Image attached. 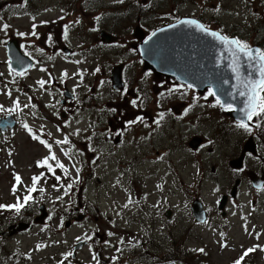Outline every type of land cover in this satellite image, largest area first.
Returning <instances> with one entry per match:
<instances>
[{"label":"rangeland","instance_id":"1","mask_svg":"<svg viewBox=\"0 0 264 264\" xmlns=\"http://www.w3.org/2000/svg\"><path fill=\"white\" fill-rule=\"evenodd\" d=\"M87 1L0 0V18H2L0 29L4 23L10 25L7 32L0 30V73H3L0 76V105L5 109L12 108L13 101L19 98L20 110L13 112L12 115H15V120L18 118L17 120L21 122L14 132L8 135L0 134V205L8 204L14 201L18 194L26 193L24 189L31 185L32 177L43 172L45 178L41 179L37 188H43L44 192L36 191L31 195L37 196L38 201L42 203L46 202L51 211V219L45 225H38L31 232L22 233L15 238L1 234L6 220L11 221L12 217L0 212V264H59L60 261L64 264H76L70 259L71 256L67 257L68 261L65 257L67 253L75 252V246L80 240L90 242L88 246L78 251V255L75 252L77 260L84 264H96L92 256L98 255L99 252L101 253L99 264H120L119 260L132 255L137 256L138 253L129 252L133 240L136 241L137 250L142 248L141 243H146L143 247L146 249L149 244L147 256H151L150 259L148 258L150 264H162L165 261L164 254L153 250L159 249L163 244L170 246V243L164 241L167 236L178 241L181 236L189 237L185 246L194 250L207 243L210 258H203L202 260L208 261L203 264H234V261L243 254L240 249L246 248L247 239L249 243L257 244L256 242L259 241L256 253L245 264H264V250L260 247L264 242L262 212L257 211L253 214L248 208L238 209L236 204L232 205V219L228 230L236 240L230 237L225 241L227 247L223 250L220 249L219 244H216L220 241L218 236L216 234L211 236L214 231L196 225L189 215L188 193L190 192L186 189L184 192L182 186L190 188L195 193L200 192L211 210H214L217 196L226 186L227 161L224 135L227 127L224 123L227 118L220 106L215 105L210 97L200 98L193 103L181 99L164 102L167 116L170 118V115L174 114V118L169 119L170 133L178 131L180 139L182 138L180 133L184 134V138L196 133L206 138L210 147L199 157L184 149L177 154H165L166 158L170 156L174 159L173 162H169L168 168L165 164L154 161L153 157H146L144 163V160L134 156L137 146L133 134H139L142 125L125 126L126 123L122 122L120 126L124 142L119 145L113 143L116 130L112 141L108 139L107 127L110 125L111 117L114 121H119L121 116L130 120L136 114L157 118L161 99L154 100L151 106L136 111L130 105L131 96L127 94V100L123 101L115 93L111 82L113 68L136 58L134 55L136 50L129 44L133 38V17H124L125 11H115L126 9L129 5H124L123 8H111L112 10L99 14L95 13L96 10L86 7ZM114 2L117 0H105L104 5L112 6ZM201 2L202 0H189L186 12H203L204 10L199 7ZM61 3L64 4L60 8ZM217 5L223 13V19L216 17L217 24L223 25L224 29H235V32L240 33L241 36L254 41L255 45L259 42L264 43V6L261 0H214L210 8L216 9ZM63 12L67 14L66 19ZM57 16L63 19H56ZM118 16L120 17L117 18ZM43 21L48 23H42ZM33 24L36 25L35 29ZM64 25H69L67 40L62 37ZM33 30L38 34L36 37L30 34ZM103 31L118 38L119 44L101 43L104 38L101 36ZM19 32H24L26 35L21 37L18 35ZM49 34L53 37L51 42H47ZM12 38L18 39L21 45H24L22 50L31 53V58L37 60L34 69L23 77L10 73L8 68L6 43ZM64 47L72 52L76 51V56L70 61L67 59L69 56L61 51ZM41 48L44 49L42 53L38 51ZM120 53L123 55H119ZM49 56L53 59L49 60ZM84 58L87 60L88 70L86 77L83 76L81 79V76L75 74L80 68L84 73V65L70 63L76 61L83 63ZM97 67L100 68L98 73L95 72ZM41 68L47 71H40ZM140 69L141 65L137 71L130 65L125 74L129 92L138 84L146 83L153 89L158 86V82H161L156 81L153 76L143 77ZM65 71L68 76L62 77ZM49 76H51L50 83L41 89L37 81L40 79L47 81ZM169 83L162 81L159 90L160 87L163 90L170 88ZM9 90L10 96L7 94ZM66 90H70L76 96L74 104L65 102ZM28 97L32 98L31 101ZM110 101L113 102L112 107L106 106L107 110L102 109L104 103ZM24 104H34L36 107L24 108ZM187 105H192L191 114L195 115L196 121L191 122V126L187 125L182 132L179 130L181 127L172 125V121L176 115L181 116L180 111ZM118 107L119 109L116 110ZM2 116L9 115L7 112H0V117ZM65 122H68V126H65ZM25 123L43 139L55 145L52 151L68 168L69 176H65L64 173V176L60 175L56 169V175L61 176V181L57 182L53 180L51 173L46 172V168L37 166V161L48 156L49 151L39 141L31 138L23 127ZM57 128H60V131H57ZM77 128L81 130L79 135L74 134ZM126 129L127 133H125ZM166 129V126L161 128L152 121L140 132L143 139L139 144L144 145L146 142L149 148L157 145L159 151L164 153L171 141V134L167 135L168 138L162 135L163 130ZM48 133L51 135L49 136ZM65 135L69 136L71 144L56 145L55 140H62ZM88 137L91 139H87ZM214 141L219 145L216 146ZM72 145L75 147L73 148ZM62 148L70 150V157L63 154ZM213 148L215 150L211 154ZM93 160L96 161L95 164L92 163ZM72 161L75 167L81 169L79 182L74 184L68 195H64V187L60 185L66 186L77 176ZM50 163L55 165L54 161ZM212 167L216 168L215 176H218L220 181L211 174ZM16 174L21 175L25 186L22 184L17 186L18 192L13 194L10 186L16 183L14 179ZM118 178L119 184H117ZM53 185L57 187L53 188ZM158 185L160 187H157ZM129 194L139 203L124 208L123 205L127 203ZM60 196H63L62 200L57 199ZM241 202H245V199L242 198ZM80 204L81 211L72 215L71 210L78 208ZM35 209L38 210V207ZM167 209L173 210L174 219L168 220L165 217ZM32 211L30 210V213ZM79 215H86L87 218L81 221ZM244 216L250 221L249 223L247 218L246 221L249 223L247 229L241 228L243 221H240V218ZM68 221L72 224L66 228ZM109 232L114 235L109 236ZM97 233L100 236L104 235L108 243L101 242L96 236ZM89 236L91 239H87ZM77 237L81 239L77 241ZM255 237H258L257 241H254ZM121 238L125 241L123 244L119 243ZM37 245L42 247L37 248ZM117 249L123 250L122 255H116L120 252ZM180 253L181 257L187 255L186 251ZM112 257L116 259L113 260ZM197 263L196 259L192 264Z\"/></svg>","mask_w":264,"mask_h":264},{"label":"flooded vegetation","instance_id":"2","mask_svg":"<svg viewBox=\"0 0 264 264\" xmlns=\"http://www.w3.org/2000/svg\"><path fill=\"white\" fill-rule=\"evenodd\" d=\"M105 0H88L86 2L87 8H90L91 10H96L95 13L104 12L106 10H112L111 8L119 7L123 8L124 5H129L128 8L123 10H115V11H125V14L123 15L124 17H133V22L134 24L132 25V40L129 41L130 46L136 50L134 53L135 59L126 62V63H120L118 65H122L124 68V74H123V80L125 83V88L122 91H115L119 95V98H121L123 101L127 100L126 97V87H127V78L125 76L128 68L130 65H132L135 70L137 71V68L139 65H141L140 69V74L144 76H153V73L151 71H148L144 68L142 56L139 53V45L151 35L152 32L163 28L167 27L170 24H175L178 20L184 19L185 17L187 18H193L199 20L201 23H204L206 26H208L210 29H215V22H216V14H210L209 11L204 10L203 12H186L188 4L185 2V0H124V3H119V2H114L112 6L104 5ZM64 3H61L60 8L62 7ZM117 8V9H119ZM83 13L84 11L81 10ZM74 14V13H73ZM92 14V13H91ZM64 19H66V13L63 12ZM118 16L117 18H119ZM61 17H58L56 19H60ZM54 24H56L54 22ZM264 27V26H263ZM52 30V29H51ZM53 31V30H52ZM106 33L109 37L113 38V41L109 40L110 38L104 37L103 40H101V43L103 44H114L118 45L119 40L118 38L112 36L108 32L103 31ZM101 32V33H103ZM142 38V39H141ZM249 42L252 46L255 45V42L248 39L245 40ZM264 43L259 42L258 45H262ZM124 54V52H123ZM120 53L119 55H123ZM76 56V51L73 52L72 56L67 57V59L70 61ZM86 61L84 58V62L80 63L84 65V72L87 74V66H86ZM128 63V64H127ZM165 79H157L156 81H164ZM170 81V80H168ZM152 85V83H151ZM159 91V92H158ZM161 92V89L159 88H150L149 86L145 84L141 85L138 84L135 86L134 90L131 92H128L127 94L132 97L133 99L137 100V106H133L131 103L130 105L133 107L134 110L139 111L142 108H146L148 106H151L152 101H158L161 99V106H159L160 111L157 113V118H152L150 116H142L144 117L143 122H137L134 124L135 126H141L142 129H144L147 125L152 123V121H155L156 119L159 118V113L163 112L164 113V118L161 120L160 127H167L166 130H163V136H167L168 134H171L170 136H173L171 138L172 142L167 147L166 151L163 153L162 151H159V148L156 146H153L151 148L148 147V143L146 144L145 147V152L146 155L149 157H152V155L155 156H160L161 154H176L181 150L184 149H189L188 147V142L194 138V137H199L200 135L193 134L188 138H184V134L180 133L182 135V138L180 139L178 135V131L176 132H169V129L171 125L169 124V119L174 118V114L172 113L170 115V118L167 116L166 109L164 102H170V100L175 99L176 101H179L180 99L186 102H197L200 99V94L197 92L190 90V89H178V91L169 94L168 90H162L164 92V96H161L159 93ZM159 97V98H157ZM131 100V101H132ZM72 104V103H71ZM144 104V105H143ZM159 104V103H158ZM191 109L192 105H187L185 108L180 111L181 116L175 117L174 121H172V125L179 126V130L183 132L185 127L187 125H190L191 122L196 121L195 115L191 114ZM186 112V114H185ZM138 114H136L132 119H135ZM127 119H125V116H121V119L118 121H114L110 119V124L115 123L116 125V132H119L121 129L120 124L127 123ZM133 126L134 128H136ZM191 126V125H190ZM115 128V127H114ZM110 125L107 127V130L109 131ZM140 128H138L139 130ZM141 129V130H142ZM133 132V129H131ZM137 134V133H136ZM253 138L254 139V144H253V149L252 150H247L245 152V146H246V141L248 138ZM119 138V136H118ZM168 138V136H167ZM170 138V137H169ZM224 141H225V155H226V161L228 164L227 170H226V183L229 181L228 184H226L227 188L231 189L233 188L234 185L238 183V196H244L247 205L246 204H240L236 200H233L228 204L227 207V217L222 218L221 213L215 210L214 213L208 212V224H212L214 221H222V219L228 220L229 218V206L232 203H237L240 207H248L251 210H263L262 207H264V130L262 127H257L256 125H253L251 128V131H245L244 129L238 128L237 124H234L232 122L229 123V127L227 130H225V135H224ZM252 142V141H251ZM152 145V144H151ZM191 145V144H189ZM250 148V142L247 145V149ZM242 157V167L239 169H232L230 167V162L233 161L234 159ZM256 177V181L260 180L262 182V188L260 190H257L254 187V180L253 178ZM258 179V180H257ZM220 200V199H219ZM260 202V203H259ZM263 204V206L261 205ZM32 212H35L34 206L32 205ZM27 213H30L28 211ZM256 214V213H253ZM264 214V212H263ZM84 215H79V218H83ZM86 216V215H85ZM214 216L217 217V219H214ZM36 218V214L33 215L26 224L30 225V230L35 228L34 226V219ZM24 218L15 220V221H7L5 224V228L2 231V235H7L12 238L20 236L22 233H27V232H22L19 230L20 223H25ZM243 220H246V218H243ZM217 223H213L212 225H206V227H212L215 231H217ZM214 231V232H215ZM212 236V234H211ZM138 253V258L141 262V264H150L149 260H147V257L144 256V249H141L140 252L136 251ZM101 257V253L98 255ZM252 257L251 254H249L247 257L244 258L243 263L245 264L248 259ZM146 260L148 262H146ZM132 264H138L134 258L131 259ZM247 264H252V263H247ZM257 264V263H256Z\"/></svg>","mask_w":264,"mask_h":264},{"label":"snow or ice","instance_id":"3","mask_svg":"<svg viewBox=\"0 0 264 264\" xmlns=\"http://www.w3.org/2000/svg\"><path fill=\"white\" fill-rule=\"evenodd\" d=\"M117 2L122 4L124 3V0H117ZM216 11L218 12L220 11L219 5H217ZM33 19L35 18L33 17ZM61 19H63V17H61ZM42 23L47 24L48 21H43ZM178 25H186L189 27H193L197 31L207 36L212 37L215 41H217L220 45L223 46V52L221 53L218 59H224L225 53L227 54V58L229 59L228 67L231 69V72L234 74L235 80L238 82L237 85L234 86L236 88V91L235 92L228 91L226 95L230 97L232 100H235L237 96L243 98L241 101L242 107L239 109L240 112L243 114V116L240 122L237 124V127L244 129L245 131H251V129L249 128V124L245 123V120L252 121L254 117L264 120V49H261L259 47H253L249 42L244 41L243 39L230 38L228 35L223 34L222 30L221 31L211 30L208 26H206L204 23H201L197 19H190V18L180 19L177 21L176 24H170L168 25V27L176 28ZM35 27L36 25L33 24V29H35ZM9 29H10V25L8 23H4L2 26V29L0 30L7 32ZM68 29H69V25H64L63 32H62V37L64 40H67L69 38ZM163 30L164 29H160V31H163ZM30 34L33 37H36L38 35L37 32L34 30ZM18 35L23 37L26 35V33L19 32ZM156 35L157 33L155 31L152 32L151 35L148 37V39L144 41V43L148 44V42L152 40V38ZM52 39H53L52 35L49 34L47 37V42H51ZM3 43H6V41H3ZM21 47L23 48L24 45H21ZM38 51L42 53L44 49L41 48V49H38ZM24 55L31 58V53L27 51H25ZM48 59L51 60L53 59V57L49 56ZM76 63H79V61H76ZM7 64H8L10 73H14L16 76H24L27 71V67H35V64H28L25 67V61L20 59L19 57H17L16 59V64L21 66L23 70L17 71L15 68H13L11 58H9V60L7 61ZM40 71H47V69L41 68ZM95 72L97 73L100 72V68L97 67L95 69ZM2 75L3 73H0V76ZM75 75L81 76V79L83 78V73L78 72ZM67 76H68V73L65 71L62 74V77H67ZM50 81H51V76H49V80L47 81L44 79L38 80L37 84L40 86L41 89H44L45 85L50 83ZM223 83L228 84L229 81L223 80ZM183 86L184 85H182L181 87ZM186 87L189 89H192L194 87V84L187 83ZM176 91H178V88L176 87H171L168 89L169 94L174 93ZM73 92L75 93V88L73 89ZM7 94L10 96L11 92ZM160 95L164 96V93H160ZM208 96L215 97L216 104L220 105L222 108H225L227 111L235 110L232 103H222L221 97L217 95V92L213 90L212 87L208 88ZM31 99H32L31 97H28L29 101H31ZM57 103H59V101H57ZM130 103L134 107L137 106L136 99H133L132 101H130ZM13 104H14V107L9 108V109H5L3 105H0V112H7L8 115H11L13 112H17L18 110H20L19 98L15 99L13 101ZM49 106L54 107V105H49ZM28 107H31L34 109L36 105L24 104V108H28ZM163 118H164V113L161 112L159 113V118L156 119L154 123L156 125H160L161 120H163ZM143 121H144V117L137 116L135 119L127 121V125L131 126L133 124H136L137 122H143ZM77 123H79V121H77ZM65 126H68V122H65ZM145 126L147 127L148 125L146 124ZM256 126L261 127V125L259 124H257ZM23 127L28 131V133L31 135V138L33 140L39 141V143L42 144L44 147H46L49 151L48 156L44 157L42 160L37 161V166L41 168H46L47 171L55 177V180L57 182L61 181V176L56 175V169H61L65 176H69L70 173H69L68 168L65 166L64 163H62L58 159L56 153L52 151V144L49 143L48 140L42 139L40 135H36L35 133H33L32 128H30L28 124L25 123ZM42 129H43V126H42ZM57 131H60V128H57ZM80 131L81 130L77 128L74 134L79 135ZM48 135L50 136L51 133H48ZM87 139L90 140L91 137H88ZM55 144L56 145H70L71 141L69 139V136L65 135L62 140H55ZM72 147L74 148L75 146L72 145ZM90 150L95 151V149H90ZM61 151L63 152L65 156L70 157V150H65L62 148ZM159 159H163V157H160ZM50 161H54L55 165H53V163H50ZM92 163L95 164L96 161L93 160ZM73 167H75V165H73ZM75 170L77 173L76 178L72 182H69L66 186L60 185L61 187H64V195H68L72 191L74 184L79 182V173L81 169L76 167ZM121 176H123V173H121ZM42 178H45V174L43 172L38 176H33L31 186L26 188L27 195H24L22 199L19 196H17L16 203L11 204V205H0V209H4V208L11 209L19 213L22 208H24L25 206L29 205L30 202H32L33 197L31 193L36 192V191H39L41 193L44 192L43 188H39V189L37 188V185L39 184ZM14 179L16 183L13 185L12 191L15 194L17 192V186L21 185L23 181L18 174L14 176ZM119 183H120V179L118 178L117 184ZM56 187H57L56 185H53V188H56ZM157 187H160V186L158 185ZM57 199L62 200L63 196L57 197ZM138 203L139 201L134 200L131 194H129L128 201L127 203L123 205V207L128 208L129 205L138 204ZM49 219H51V216H49ZM108 235L112 236L114 235V233L109 232ZM80 239H81L80 237H77V241H79ZM87 239H91V237L89 236L87 237ZM124 242L125 241L123 238H121L119 241V243L121 244H123ZM105 243L107 244L108 242L105 241ZM133 246L135 247L136 245L133 244ZM40 247H42V245H37V248H40ZM117 251H120V249H117ZM198 251L203 252L204 249H199ZM254 251H256V247L246 249L241 255V257L234 261V264H241L244 258ZM70 256H72V252L67 253L65 259H67V257H70ZM92 259L96 261V264H99V259H98L97 254H93ZM112 259L115 260L116 257H112ZM59 264H64V262L60 261Z\"/></svg>","mask_w":264,"mask_h":264},{"label":"water","instance_id":"4","mask_svg":"<svg viewBox=\"0 0 264 264\" xmlns=\"http://www.w3.org/2000/svg\"><path fill=\"white\" fill-rule=\"evenodd\" d=\"M156 33L157 35L148 44L142 43L140 47L145 67L154 70L157 75L174 77L181 84L192 83L194 84L193 88H198L199 85L200 87L210 85L221 97L222 103L233 104L236 109L233 115L236 119L241 120L243 114L239 109L242 107L243 98L237 96L235 100H232L226 95L228 91H236L234 86L238 82L228 67L227 54L225 53L224 59H218L223 52V46L195 28L182 29V25H178L176 28H164L163 31L158 30ZM6 48L8 58H11L13 68L17 71L23 70L16 64L17 57L25 61V67L28 64H33L32 60L24 55L17 40H11ZM64 52L68 54L66 48H64ZM30 69L31 67H27V71ZM113 79L115 87L121 86L120 71L118 76H114ZM223 80H228L229 83L224 84ZM16 126L17 123L12 120L11 116L7 119H0V131L3 133L13 130ZM225 203L226 199H223L219 206L220 210L223 209ZM192 213L197 222L203 223L206 220L205 211L199 201L193 204ZM167 215L169 217L170 213ZM80 246L81 244L78 245V247Z\"/></svg>","mask_w":264,"mask_h":264}]
</instances>
